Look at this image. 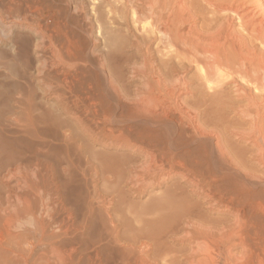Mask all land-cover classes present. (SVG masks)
Wrapping results in <instances>:
<instances>
[{
    "label": "bare ground",
    "instance_id": "6f19581e",
    "mask_svg": "<svg viewBox=\"0 0 264 264\" xmlns=\"http://www.w3.org/2000/svg\"><path fill=\"white\" fill-rule=\"evenodd\" d=\"M243 4L92 1L96 35L86 33L78 58L93 69L95 114L104 127L85 130L95 140L102 136L137 154L135 159L113 158L118 169L111 168L108 177L122 175L129 165L126 176L136 188L180 179L165 186L166 196L150 206L148 212L158 218L144 221L145 227L107 253V259L123 264H160L161 259L164 264H264V7L259 12L256 6L245 10ZM115 29L121 41L113 36ZM90 38L98 44L95 49ZM28 105L33 107L30 99ZM35 124L27 111L23 133L33 135ZM22 172L9 169L0 180L7 188L5 199L0 196V264H48L44 253L35 259V240L49 244L57 262H66L53 242L66 224L57 222L49 206L52 193L37 173L24 176L22 191L15 190L10 182ZM221 189L233 202L222 204L233 220L193 218L198 201L209 207L220 203L214 194ZM189 192L201 200L193 201ZM181 224L188 246L165 254L163 237Z\"/></svg>",
    "mask_w": 264,
    "mask_h": 264
},
{
    "label": "rangeland",
    "instance_id": "374dc122",
    "mask_svg": "<svg viewBox=\"0 0 264 264\" xmlns=\"http://www.w3.org/2000/svg\"><path fill=\"white\" fill-rule=\"evenodd\" d=\"M92 1L0 0V180L9 169L19 168L24 174L16 175L10 182L15 190L22 191L20 182L26 175L31 177L28 173H37L40 182L48 186V192L50 189V195L52 193L49 206L54 208L57 222L66 224L65 228L57 232L53 242L60 246L63 259L69 262L73 258V262L66 263L64 260L62 264H123L107 259V256L110 257L107 253L122 248L124 242L132 239L133 234L137 235V230L145 227L151 217L155 220L158 218L156 213H149L148 210L159 202L156 200L160 198L161 201L166 196L167 185L173 181L176 185L180 179L172 178L162 184L145 185L147 189L136 188L126 176L129 165H125L126 171H122V175L113 172L114 176L108 177V171L111 168L116 170L117 167V163L113 164V158L116 161L117 155H129L135 159L137 154L117 143L108 142L102 136L95 140L85 130L89 125L91 128L104 127L101 118L98 119L95 114L97 106L93 69L78 58L82 39L88 33L92 37L96 35ZM243 2L245 10L256 6V10L262 12L264 7V0ZM103 19V32L108 35L110 26ZM35 30H39L40 34ZM112 34L121 41L116 29ZM91 41L92 38L89 43L95 49L98 44H92ZM120 80L126 85L125 75ZM29 99L32 108L28 105ZM27 111L36 120L32 131L34 134L29 136L22 131ZM113 126L119 128L120 125ZM250 161L251 164L255 163L252 166L256 165L254 160ZM6 189L0 181V196L3 199ZM220 191L222 189L215 191L219 197L214 194L216 200L220 201H216L218 206L221 204L220 208L216 204L209 207L198 195L189 192L190 197H194L193 201L201 200L193 208L192 217H209L204 220H210V223H215V219L231 222L233 216L223 205L233 202L225 191ZM183 224L177 227L179 232L174 230L163 237L165 244L161 249L165 254L169 249L175 251L188 246V241H184ZM115 236H118L117 242ZM35 238L38 239V236ZM34 250L35 259L45 254L49 258L48 264H61L57 262L59 260L56 261L49 244L35 240ZM101 254H105L103 256H106L107 261ZM160 264H164L163 259Z\"/></svg>",
    "mask_w": 264,
    "mask_h": 264
}]
</instances>
